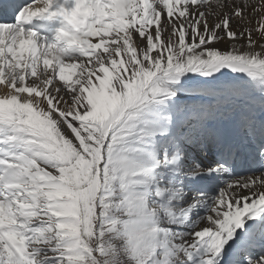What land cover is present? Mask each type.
I'll return each mask as SVG.
<instances>
[{"label":"snow or ice","instance_id":"obj_1","mask_svg":"<svg viewBox=\"0 0 264 264\" xmlns=\"http://www.w3.org/2000/svg\"><path fill=\"white\" fill-rule=\"evenodd\" d=\"M0 264H264V0H0Z\"/></svg>","mask_w":264,"mask_h":264}]
</instances>
